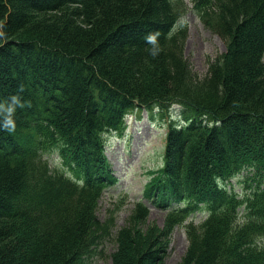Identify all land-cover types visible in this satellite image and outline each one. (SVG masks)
Instances as JSON below:
<instances>
[{
  "label": "trees",
  "instance_id": "16d2710c",
  "mask_svg": "<svg viewBox=\"0 0 264 264\" xmlns=\"http://www.w3.org/2000/svg\"><path fill=\"white\" fill-rule=\"evenodd\" d=\"M191 1L227 43L204 77L185 56L186 1L0 0V102L17 95L25 104L15 132L0 131V264H95L110 239L113 264H165L184 211L168 215L170 232H142L136 221L115 231L97 215L117 180L108 135L155 107L168 130L147 198L160 208L183 201L186 212L203 202L210 214L187 226L181 264H264V0ZM153 31L155 57L144 40ZM244 166L257 169L246 201L217 183ZM139 203L134 212L147 217Z\"/></svg>",
  "mask_w": 264,
  "mask_h": 264
},
{
  "label": "rangeland",
  "instance_id": "374dc122",
  "mask_svg": "<svg viewBox=\"0 0 264 264\" xmlns=\"http://www.w3.org/2000/svg\"><path fill=\"white\" fill-rule=\"evenodd\" d=\"M186 1L189 11L183 16V22L188 26V38L185 44V56L192 70L204 77L212 60L226 52V42L218 34L205 27L199 15L193 10V2ZM171 118L179 119L181 109L179 106ZM159 108L153 111L142 109L127 115L128 128L124 135L110 134L106 144V155L109 159L116 184H112L99 201L97 215L101 220H114L115 231L130 226L136 221L135 228L144 231L148 227H160L168 231V214L152 206L147 198V185L158 174L157 171L163 162V152L166 145V132L168 130V116L161 117ZM182 121H185L182 117ZM203 124H206L203 122ZM219 132L216 138L220 141ZM215 159L217 154L211 155ZM139 201L148 205L150 212L147 217H139L134 210L144 209ZM206 216L199 215L194 222L199 223ZM166 237L167 250L165 264H181L188 245L185 226H176ZM114 240H106L102 247L103 252L94 261L95 264H113L111 254L116 250Z\"/></svg>",
  "mask_w": 264,
  "mask_h": 264
},
{
  "label": "clouds",
  "instance_id": "9594fccd",
  "mask_svg": "<svg viewBox=\"0 0 264 264\" xmlns=\"http://www.w3.org/2000/svg\"><path fill=\"white\" fill-rule=\"evenodd\" d=\"M2 35L3 33L0 32V36ZM159 35L160 33L158 31H153L144 37L145 43L151 46L149 54L153 57L157 56L160 51L158 44ZM23 107H25V104L17 95L9 97L7 101L0 102V131H6L8 133L15 132L17 127L16 112L18 108Z\"/></svg>",
  "mask_w": 264,
  "mask_h": 264
}]
</instances>
